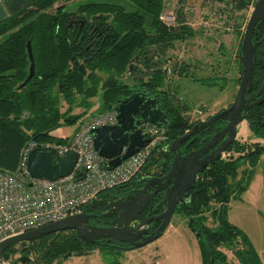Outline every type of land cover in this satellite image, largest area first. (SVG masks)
Listing matches in <instances>:
<instances>
[{
	"label": "trees",
	"instance_id": "obj_1",
	"mask_svg": "<svg viewBox=\"0 0 264 264\" xmlns=\"http://www.w3.org/2000/svg\"><path fill=\"white\" fill-rule=\"evenodd\" d=\"M234 1L241 9L251 2ZM70 4L74 5L73 14L85 17L86 23L99 24V34L92 42H86L89 30L79 33L78 25L69 24ZM164 8L165 0H35L1 21L0 168L15 170L28 141L68 143L71 137L56 138L51 132L62 124L81 123L87 117L114 110L117 100L132 92L135 81L145 82L161 108L169 111L167 123L160 126L166 132V143L151 153L141 172L128 183L101 191L81 209L94 216L91 220L94 225L119 226L117 212L107 214L109 204L141 188L147 178L159 172L167 173L175 156L170 150L171 143L195 126L186 117L191 105L178 96L170 83L171 78L165 71L159 72L157 64L168 61L166 55L170 50H176L198 31L185 20L164 22L161 19ZM257 29L254 35L258 42L256 72L249 95L264 85V23H259ZM28 40H31L34 55L35 75L19 89L29 72ZM239 52L236 57L241 73ZM133 61L140 63L134 66L140 77L129 70ZM191 66L186 62L176 63L172 73L186 76ZM144 70L148 73L146 78L142 75ZM240 80L241 77L238 84ZM99 95L101 106L96 113L91 112L94 106L91 100ZM76 108H82V113H75ZM246 120L250 136L246 140H236L221 158L199 174L194 188L176 208L200 239L202 264H208L209 254L214 264H262L248 236L231 225L226 217L229 202L241 198L247 190L253 167L264 154V102L253 104ZM190 141L195 142L197 148L205 140L194 135ZM246 164L251 168L242 169V177L237 180L239 169ZM163 197L164 192L158 193L139 220L158 215ZM210 217L215 222L213 226L207 223ZM160 223L152 221L148 229H156ZM20 245L25 247L23 254L29 257L35 252L38 261L48 264H62L72 256H87L95 250L110 254L134 249L111 237L95 243L84 241L74 230L43 235ZM15 248H8L4 258H9ZM226 251L231 252V261Z\"/></svg>",
	"mask_w": 264,
	"mask_h": 264
},
{
	"label": "water",
	"instance_id": "obj_2",
	"mask_svg": "<svg viewBox=\"0 0 264 264\" xmlns=\"http://www.w3.org/2000/svg\"><path fill=\"white\" fill-rule=\"evenodd\" d=\"M33 1L35 0H0V22L10 13L16 12ZM259 23H264V0L256 1L245 28L239 52L242 74L235 100L227 108L195 125L171 143L170 150L175 156L169 171L164 176L147 178L141 188L133 189L109 204L110 209L107 214L117 212V219L121 225L99 227L91 222L93 215L79 212L2 241L0 263L8 248L23 241H30L59 231L74 230L79 238L93 243L105 237H111L121 243L130 244L134 248L144 247L163 235L171 224L178 204L194 188L198 174L218 160L235 141L251 106L264 102V85L257 92L249 95L256 72L258 42L255 41L254 35L258 33ZM27 53L30 61L29 72L26 79L18 86L19 89L26 86L35 75L31 40L27 42ZM134 66L133 61L129 70L133 71ZM114 110L117 113V124L101 126L91 131L95 149L107 160L104 167L110 170L119 166L122 161L137 153L149 142V138L142 133L143 124L165 125L169 115V111L161 108L158 99L152 97L146 90L133 92L118 99ZM221 120H227L228 123L210 142L191 151L188 155L182 154L180 147L185 141ZM226 134L228 136L222 142ZM219 142L221 144L215 150L206 154ZM77 158L78 154L75 151H68L63 156H59L53 148L38 147L28 155V170L34 179L55 181L74 171ZM151 188L154 190L150 191ZM160 192H164V197L159 203L160 213L140 221L139 217ZM152 221L161 223L154 231L149 232L148 225ZM26 259L27 257H22L20 261L24 263ZM208 264H214L211 254H209Z\"/></svg>",
	"mask_w": 264,
	"mask_h": 264
},
{
	"label": "rangeland",
	"instance_id": "obj_3",
	"mask_svg": "<svg viewBox=\"0 0 264 264\" xmlns=\"http://www.w3.org/2000/svg\"><path fill=\"white\" fill-rule=\"evenodd\" d=\"M256 1L251 0L247 7L241 9L234 0H165L162 16L170 13L175 19L185 20L198 31L195 36L183 41L176 50H170L166 55V59L172 57L169 60L172 88L175 87L178 96L191 105L186 112L190 123L194 119L217 113L235 100L239 87L237 81L242 74L239 73L236 54L241 48L242 41L240 45L239 43L243 40ZM182 62L192 65L187 71L188 74L183 77L172 73L173 65H181ZM99 97L100 95L91 100L94 105L91 112L100 108ZM82 111V108L74 110L75 113ZM77 125L78 122L62 124L51 133L56 138L71 137ZM243 137L239 135L240 140H246ZM246 167L251 168L249 164L242 166L237 180L242 177V169ZM253 169L247 190L241 198L231 199L226 217L231 225L248 236L264 264V154ZM207 223L213 226L215 222L210 217ZM24 248L20 244L16 245L14 253L9 256L11 264H48L38 261L35 252L29 257L26 256L23 254ZM95 251L101 253L99 254L105 264L118 261L121 264H202L200 239L188 227L185 216L179 211L175 212L165 233L154 243L119 253L105 254L101 250ZM226 252L228 260L231 261V252ZM22 257H27L24 263L19 261Z\"/></svg>",
	"mask_w": 264,
	"mask_h": 264
},
{
	"label": "built area",
	"instance_id": "obj_4",
	"mask_svg": "<svg viewBox=\"0 0 264 264\" xmlns=\"http://www.w3.org/2000/svg\"><path fill=\"white\" fill-rule=\"evenodd\" d=\"M161 19L167 24L175 22V16L166 13ZM115 110L95 114L84 119L66 144L28 141L23 147L18 166L9 171L0 168V243L8 238L37 229L81 212L84 205L108 188L128 183L138 175L152 152L167 141L165 130L153 124H143L142 133L149 142L137 153L110 170L104 167L94 146L92 130L117 124ZM38 147L53 148L59 156L75 151L78 158L74 171L55 181L34 179L27 158ZM0 264H11L3 258Z\"/></svg>",
	"mask_w": 264,
	"mask_h": 264
},
{
	"label": "flooded vegetation",
	"instance_id": "obj_5",
	"mask_svg": "<svg viewBox=\"0 0 264 264\" xmlns=\"http://www.w3.org/2000/svg\"><path fill=\"white\" fill-rule=\"evenodd\" d=\"M69 6V10L67 11V13H72L71 14V16H69V24L71 25V26H73V27H76L77 25H78V27H79V33L80 32H83L84 33V31H87V30H89L88 31V39L86 40V42H92V39H94L95 38V35L98 33V26H99V24H97V22L96 23H92L91 21H88V23H86V19H85V17H83V16H81V15H76V14H73V12H74V10H73V8H74V5L73 4H70V5H68ZM25 7V6H24ZM24 7H22V8H24ZM22 8H20V9H22ZM19 9V10H20ZM96 18H98V17H96ZM90 27V29H88ZM99 34V33H98ZM172 58V57H171ZM170 57H167V59H168V64L166 65L164 62L163 63H158L157 64V69H158V71L160 72V71H165L168 75L171 73V70H169L170 69V66H169V60L171 59ZM137 60H138V58H137ZM163 60H164V58H163ZM139 61H137L136 62V64H135V67L137 66H139ZM145 72L142 74L143 75V78L145 77H148V73H147V71L146 70H144ZM134 72H135V74H136V76L138 77L139 75H138V73H139V70L137 69V68H135V70H134ZM140 77V76H139ZM135 85L133 86V88H132V92L130 93V94H132L133 92H139V91H143V90H146L148 93H149V91L147 90V85L145 84V82H140V81H135V83H134ZM129 94V95H130ZM150 94V93H149ZM152 97H154L152 94H150ZM230 105V104H229ZM228 105V106H229ZM227 106V107H228ZM227 107H225V108H227ZM225 108H223V109H225ZM223 109H220L218 112H220L221 110H223ZM217 112V113H218ZM214 114H216V113H214ZM214 114H211L210 116H207L206 118H197V119H194L193 120V123L195 124V125H197V124H199L200 122H203V121H206V120H208L212 115H214ZM227 123H228V121L227 120H221V121H219L217 124H213V125H211V126H209V127H207V128H205V129H203V130H201V131H199V132H197L196 134H194L195 136L197 135V136H199L201 139H203V140H205L204 141V143H202V145L201 146H199V147H197V148H195L194 146V143L195 142H193V141H190V139H192V137H194V135L193 136H191L187 141H185L182 145H181V152H182V154L183 155H188L191 151H193V150H195V149H198V148H201V147H203L204 145H206L208 142H210L217 134H218V132L219 131H221L226 125H227ZM227 136H228V134H226L225 136H224V138H223V140H222V142L227 138ZM236 140H240L239 139V137L237 136V138L235 139V141ZM235 141L231 144V145H229V147L230 146H232L234 143H235ZM221 144V142H219V143H217L215 146H213L206 154H208V153H210L211 151H213V150H215L219 145ZM228 147V148H229ZM228 148H227V150H228ZM227 150L221 155V157L227 152ZM205 156V155H204ZM220 157V158H221ZM211 165V164H210ZM209 165V166H210ZM208 166V167H209ZM207 167V168H208ZM206 170V169H205ZM204 170V171H205ZM203 171V172H204ZM202 172V173H203ZM159 175H157V176H153V177H162V176H164L165 174H161L160 172L158 173ZM199 174H201V173H199ZM198 174V175H199ZM154 190V188H151L150 189V191H153ZM181 203V202H180ZM179 203V204H180ZM119 225H121L120 223H119ZM155 229H149V232H152V231H154ZM20 261V260H19Z\"/></svg>",
	"mask_w": 264,
	"mask_h": 264
},
{
	"label": "crops",
	"instance_id": "obj_6",
	"mask_svg": "<svg viewBox=\"0 0 264 264\" xmlns=\"http://www.w3.org/2000/svg\"><path fill=\"white\" fill-rule=\"evenodd\" d=\"M79 123L80 122H78V125H79ZM78 125H77V127H78ZM243 130H245V131L243 132ZM248 132H249L248 122H247V120H245L242 123L241 128L239 129L237 136L238 137H239V135L244 136L243 139H245V138L247 139L250 136V133H248ZM244 134H248V135L245 136ZM72 136H71V138H72ZM99 253L100 252L95 251L94 253H92L90 255L80 256L82 258H80L79 256H72L69 259L63 261L62 264H105V262L103 261L102 255H100L101 253L100 254ZM73 260H75L76 262Z\"/></svg>",
	"mask_w": 264,
	"mask_h": 264
}]
</instances>
